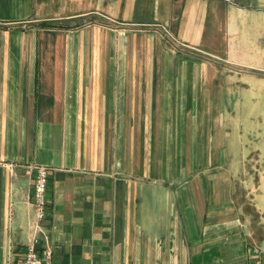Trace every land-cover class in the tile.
Wrapping results in <instances>:
<instances>
[{
    "label": "crops",
    "instance_id": "crops-1",
    "mask_svg": "<svg viewBox=\"0 0 264 264\" xmlns=\"http://www.w3.org/2000/svg\"><path fill=\"white\" fill-rule=\"evenodd\" d=\"M263 91L264 0H0V264L33 164L51 264H264Z\"/></svg>",
    "mask_w": 264,
    "mask_h": 264
},
{
    "label": "built area",
    "instance_id": "built-area-1",
    "mask_svg": "<svg viewBox=\"0 0 264 264\" xmlns=\"http://www.w3.org/2000/svg\"><path fill=\"white\" fill-rule=\"evenodd\" d=\"M25 173L33 179V206L36 211L35 232L25 248L23 264H51L52 252L43 221L47 217L49 202L46 196L48 169L40 165H27Z\"/></svg>",
    "mask_w": 264,
    "mask_h": 264
},
{
    "label": "rangeland",
    "instance_id": "rangeland-1",
    "mask_svg": "<svg viewBox=\"0 0 264 264\" xmlns=\"http://www.w3.org/2000/svg\"><path fill=\"white\" fill-rule=\"evenodd\" d=\"M264 92V91H263ZM261 104L264 105V96L261 98ZM263 108V107H262ZM264 111L261 114V118H255L253 120H249L247 122V127L245 129V132L243 134L245 140L244 144L248 148H257L259 151H261L262 154V161L264 162ZM262 122V123H260ZM252 152V149L250 150V153ZM251 160H255L257 158V154L255 152H252L250 154ZM258 166L255 167V165L249 166L250 171H254Z\"/></svg>",
    "mask_w": 264,
    "mask_h": 264
}]
</instances>
